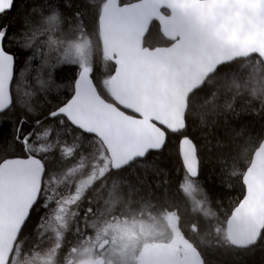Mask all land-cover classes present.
<instances>
[{
    "label": "snow or ice",
    "instance_id": "6c2138e0",
    "mask_svg": "<svg viewBox=\"0 0 264 264\" xmlns=\"http://www.w3.org/2000/svg\"><path fill=\"white\" fill-rule=\"evenodd\" d=\"M18 2L0 0V264H20L22 241L33 232L41 240L52 233L49 256L59 264H73V257L105 264L109 244H119L109 238L113 226L102 224L123 215L113 209L131 208L146 188L180 197L191 219L178 204L162 211L179 238L146 246L138 264H213L217 253L264 252V104L217 110L239 88L238 74L264 69L260 27L220 13L225 0H28L23 8ZM234 2L259 4L257 15L264 16V0ZM153 23L165 47L147 43L155 39ZM90 33L106 47L105 76L82 55ZM66 71L74 73L71 80H63ZM242 115L259 117L255 137ZM246 135L251 147L241 159L224 154L233 137ZM173 145L177 179L167 174L148 184L147 177L165 175L159 163ZM210 159L220 165L222 188L232 190L225 176L241 186L227 205L200 181ZM81 173L88 177L79 183L55 178ZM213 202L218 213L208 207ZM209 218L215 241L200 236L201 220ZM238 224L245 225L242 239ZM119 231L123 243L128 230ZM159 248L170 251L153 255Z\"/></svg>",
    "mask_w": 264,
    "mask_h": 264
},
{
    "label": "trees",
    "instance_id": "16d2710c",
    "mask_svg": "<svg viewBox=\"0 0 264 264\" xmlns=\"http://www.w3.org/2000/svg\"><path fill=\"white\" fill-rule=\"evenodd\" d=\"M28 2V0H19L18 7L23 8V4ZM158 24L153 23L152 29L155 35V39H151L147 41V43H151L153 47L156 46H165L167 42L160 37L158 32ZM91 41L92 45V62H94L97 67L101 68L102 72H97V76H105L110 73L111 70V63L106 62V55L103 51L102 45L96 39V36L93 34H89L85 37ZM254 67V66H253ZM262 73V74H261ZM252 76V79H248V75ZM74 73L72 71H66L63 73V80L68 81L71 80ZM264 69H256L253 71V68L250 67L247 73L238 74L237 76V83L239 84V88H233L232 91L224 95L222 99L218 102V111H223L224 106L227 103L233 104V107L236 112L250 111L252 109H256L259 105L264 104ZM231 79V78H230ZM239 80V81H238ZM245 80V81H244ZM241 85V86H240ZM58 92H62L63 89L57 90ZM60 99H63V95L60 96ZM55 102V101H54ZM241 106V107H240ZM240 120L246 124H251L255 127V131L251 127L246 129L248 135L255 137L258 133L261 132L259 117L254 119H247L245 115L240 117ZM231 126V125H230ZM237 129L239 126H236ZM234 143L230 148H226L224 150L225 155H229L231 158L241 159L244 152L250 148L251 146L248 145V136H244L240 140H235ZM227 143V141H225ZM41 143H46L42 141ZM238 147V148H237ZM9 150H15L11 145L9 146ZM178 163V164H177ZM160 170L165 173L164 176L152 175L147 177L148 184L156 183L159 184L161 179L167 180L169 177L167 174L171 175V179H177L176 173L180 169V160L179 157L176 155L175 146H171V151L166 152L165 156L160 160L159 163ZM207 176V177H206ZM88 177V174L81 173L73 177H65L62 178L59 175L55 177L56 179H66L69 184L72 181H76L79 183L81 180H84ZM200 181H203L207 184L208 190L211 196L214 198L215 201H223L225 205L229 203L230 200L238 197L240 195L241 186L239 181L234 177H224V181L231 185L232 191L227 190L221 187V178H220V165H218L215 159H210L203 168L201 173ZM133 203L131 208L128 207L127 204L122 203L120 208L113 209L117 212L124 213L123 215H117V218H150L152 216H160L162 215V211H167L168 207H171L174 204H178L181 208V213L185 217V219H191L190 213H188L186 208V202H184L180 197L175 196L172 192H169L165 195L160 190H154L150 188H146L140 192L139 195L134 196L132 198ZM146 201H150L151 204H154L155 208L144 207L143 204ZM104 206L101 205V208ZM210 211L212 212H219L220 208L217 206L216 203H210L208 205ZM41 215H44L43 213ZM144 217V218H143ZM161 217V216H160ZM203 230L200 233V236L203 237L207 241H215V237L210 234V228L212 225L215 224V221L211 218L207 220H201ZM49 242L53 243L51 236L48 234L43 238L40 239L38 234L35 232L30 233L27 235V239L22 241L23 250L29 251L28 253H24V258L30 260L42 249L46 246ZM39 243L40 247L38 249L33 250L34 245ZM224 257V259H223ZM248 259V260H247ZM264 264V252L257 251L255 254L250 253H217L213 257V264Z\"/></svg>",
    "mask_w": 264,
    "mask_h": 264
},
{
    "label": "rangeland",
    "instance_id": "374dc122",
    "mask_svg": "<svg viewBox=\"0 0 264 264\" xmlns=\"http://www.w3.org/2000/svg\"><path fill=\"white\" fill-rule=\"evenodd\" d=\"M91 51H92V45H91V41L89 40L88 47L84 49L82 55L84 59L90 63L92 62ZM160 216L159 217L152 216L150 218L143 217L144 219L139 218L137 219L139 223L135 226H132V228L130 229H127L128 227L125 224H115V225H112L113 226L112 230L109 233L116 231L117 233L120 234L119 230L127 229L128 233L141 234L144 238V241L140 243V248H142V250H144L146 246H149L151 243L172 242L174 239L178 238V232H176L175 230H172L170 226L167 224V222L161 219ZM117 219H123V218H117ZM127 219H131V218H127ZM107 225H111V224H108V223L102 224V227H105ZM49 235L52 237L51 232H49ZM123 242L129 243L130 241L128 238L125 237ZM52 247H53V243L49 242L46 246L40 249L37 254L33 253L32 255H35V256L30 258V260H27V258L22 259L24 257L23 255L21 257L20 264H59L54 254L49 256V252L52 249ZM138 249H139V246H137L136 244L131 245L130 251L132 252V257L137 253ZM132 257L128 255L126 258H124L123 262L126 264H131V263L138 264L137 257H136V261H133L134 257L133 258ZM72 259L77 260L81 258L73 257Z\"/></svg>",
    "mask_w": 264,
    "mask_h": 264
},
{
    "label": "water",
    "instance_id": "95a60500",
    "mask_svg": "<svg viewBox=\"0 0 264 264\" xmlns=\"http://www.w3.org/2000/svg\"><path fill=\"white\" fill-rule=\"evenodd\" d=\"M259 8H260L259 4H252V3L239 4V3H235L234 0H225L224 3L218 6V11L222 13L224 16H233L235 19L239 20L240 22H246L253 29H255L258 25L261 31L264 32V16L257 15V10ZM161 15L166 17L167 13L161 10ZM165 46H156V47L162 48ZM102 47L104 53L107 55L106 47L105 46ZM244 229H245V225L243 224H238L234 226L237 239L243 238ZM166 243L172 244L171 242H162V243H156L154 245H165ZM169 251H170L169 248L153 249L152 254L163 258L167 256ZM76 264H90V261L84 260Z\"/></svg>",
    "mask_w": 264,
    "mask_h": 264
},
{
    "label": "flooded vegetation",
    "instance_id": "af4514ba",
    "mask_svg": "<svg viewBox=\"0 0 264 264\" xmlns=\"http://www.w3.org/2000/svg\"><path fill=\"white\" fill-rule=\"evenodd\" d=\"M106 223L111 224V225L125 224L128 227L127 229H130V228H132V226L137 225L139 222L137 221V219H134V218H132V219L123 218V219L108 220ZM113 235H115L117 237V244H119V247H115L111 243L109 244V249L112 251V255H111V259H109L108 257H103V259L105 260V264H126L123 262V260L128 255H130L132 257V252L130 251V247L132 244H136L137 246H139L137 253L133 256L134 258L132 257L133 261H136V257H137V260L139 261L140 258L145 254V249L142 250V248H140V243L142 241H144V238L141 234L128 233V235H126L125 237L129 239V241H130L129 243L128 242L121 243V241L119 239L120 234L117 233L116 231L109 233V238H111ZM178 238L174 239L173 241L177 240ZM173 241L171 243H173ZM103 243H105V241L102 239L99 242V244L102 245ZM154 244H156V243H151L149 246H152ZM23 252L28 253L29 251L24 250ZM97 259H101V257H97ZM84 260L90 261L88 258H85L82 260L81 259H77V260L73 259V264H76V263H78L80 261H84ZM58 263H59V261H58ZM131 264H134V263H131Z\"/></svg>",
    "mask_w": 264,
    "mask_h": 264
},
{
    "label": "bare ground",
    "instance_id": "6f19581e",
    "mask_svg": "<svg viewBox=\"0 0 264 264\" xmlns=\"http://www.w3.org/2000/svg\"><path fill=\"white\" fill-rule=\"evenodd\" d=\"M262 74V73H261ZM264 79V78H263ZM239 81V80H238ZM245 81V80H244ZM241 86V85H240ZM241 107V106H240ZM238 148V147H237ZM178 164V163H177ZM207 177V176H206ZM232 191V190H231ZM161 230V229H160ZM223 259H224V257H223ZM248 260V259H247ZM236 264V263H235Z\"/></svg>",
    "mask_w": 264,
    "mask_h": 264
}]
</instances>
